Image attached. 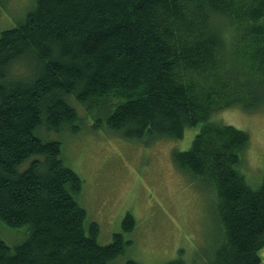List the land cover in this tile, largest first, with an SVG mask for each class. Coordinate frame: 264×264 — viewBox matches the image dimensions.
Instances as JSON below:
<instances>
[{"label": "trees", "instance_id": "trees-1", "mask_svg": "<svg viewBox=\"0 0 264 264\" xmlns=\"http://www.w3.org/2000/svg\"><path fill=\"white\" fill-rule=\"evenodd\" d=\"M17 66L26 73L9 74ZM261 101L264 0H36L0 32V220L28 226L13 246L0 238V264H118L135 220L126 213L100 243L78 200L83 180L50 136L88 112L95 128L134 140L198 125L172 161L214 194L221 239L204 264H263L264 175L246 182L248 132L211 117Z\"/></svg>", "mask_w": 264, "mask_h": 264}, {"label": "rangeland", "instance_id": "rangeland-1", "mask_svg": "<svg viewBox=\"0 0 264 264\" xmlns=\"http://www.w3.org/2000/svg\"><path fill=\"white\" fill-rule=\"evenodd\" d=\"M35 1L1 0L0 32L21 22ZM11 70L13 76L26 73L21 66ZM261 104L250 110L230 106L211 116L248 132L239 170L252 187L264 175V101ZM94 120L88 112L80 115L77 130L64 127L50 136L60 141L65 164L83 180L78 200L87 211L86 222L99 224L98 241H111L130 213L135 226L124 234L130 243L115 257L116 263L129 257L141 264H164L180 254L186 264H204L214 241L221 239L214 194L172 161L173 151L190 146L198 125L185 127L182 138L174 140H134L105 126L95 128ZM27 230V225L12 227L0 220V238L8 245L23 241ZM260 255L264 264V248Z\"/></svg>", "mask_w": 264, "mask_h": 264}, {"label": "clouds", "instance_id": "clouds-1", "mask_svg": "<svg viewBox=\"0 0 264 264\" xmlns=\"http://www.w3.org/2000/svg\"><path fill=\"white\" fill-rule=\"evenodd\" d=\"M11 71H12V70H11V67H10V68H9V74H11Z\"/></svg>", "mask_w": 264, "mask_h": 264}]
</instances>
